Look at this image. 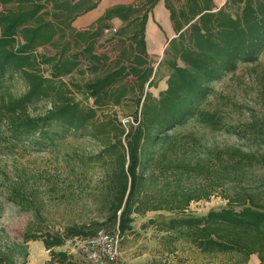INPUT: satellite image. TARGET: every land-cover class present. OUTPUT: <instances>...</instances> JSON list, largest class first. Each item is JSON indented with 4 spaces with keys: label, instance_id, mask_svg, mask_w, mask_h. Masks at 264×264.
Masks as SVG:
<instances>
[{
    "label": "trees",
    "instance_id": "16d2710c",
    "mask_svg": "<svg viewBox=\"0 0 264 264\" xmlns=\"http://www.w3.org/2000/svg\"><path fill=\"white\" fill-rule=\"evenodd\" d=\"M159 1L115 5L77 30L72 22L100 0H0V154L92 141L97 150L79 157L90 170L100 169L105 191L101 221L53 227L41 214L49 175L27 176L16 168L14 177L2 176L6 199L31 220L22 241L0 250V264H15L14 258L24 264L29 241H41L49 252L42 264H77L60 249L68 240L90 238L105 225L113 229L106 232L124 236L135 217L148 212L159 213L145 226L161 234L168 254L183 242L208 258H237L228 264H246L253 254L264 264V110L233 125L209 107L214 82L264 57V0H225L220 7L213 0H165L174 34L154 69L146 23ZM113 19L122 22L112 33L121 45L109 64L95 45ZM49 47L51 53L40 51ZM83 67L99 74L82 83L66 80ZM162 69L165 87L153 95L149 89L157 86ZM253 73L264 106V64ZM15 79L25 86L19 95L8 90ZM41 103L46 108L34 112ZM127 103L134 105L135 124L125 128L114 107ZM192 123L239 143H212L204 134L184 131ZM215 193L225 201L223 208L188 212L192 202Z\"/></svg>",
    "mask_w": 264,
    "mask_h": 264
},
{
    "label": "rangeland",
    "instance_id": "374dc122",
    "mask_svg": "<svg viewBox=\"0 0 264 264\" xmlns=\"http://www.w3.org/2000/svg\"><path fill=\"white\" fill-rule=\"evenodd\" d=\"M140 0H100L97 7L86 14L81 15L72 22L77 30H83L91 26L103 13L115 5L136 4ZM177 2V0H170ZM165 0H160L148 13L146 23V42L148 46V59L154 69L163 58V52L167 41L173 36V31L168 19V13L164 7ZM9 6V5H7ZM2 6H0V9ZM167 14V16H166ZM112 32H105L104 39L95 45L97 53H105L107 63L115 61L119 53L120 43L112 36L113 29H119L122 22L113 19L110 22ZM125 38V37H123ZM105 39H108L105 47ZM51 53V48L40 49ZM264 64L261 57L256 65H239L236 72L228 74L221 80L213 83L215 95L209 99V107L217 108L224 113V121L229 124L239 125L250 121L253 116L261 115L264 110L262 100L259 96V85L256 82L254 69L259 70ZM166 71L158 72L157 86L151 87L149 91L157 95L165 87ZM99 72H93L83 67V72L74 73L66 80L82 83L93 79ZM12 94L19 95L25 90L20 79H15L9 89ZM80 99L79 94H75ZM90 103V101H89ZM45 105L41 103L34 112H42ZM119 119L130 117L134 119V105L132 103L114 107ZM33 113V112H32ZM194 130L204 134L205 139L212 143L232 144L239 143L233 135L224 132H211L196 124H189L184 131ZM77 150L74 152L73 150ZM97 147L92 141L68 140L60 149L54 148L42 152H27L23 155H1L0 154V250L5 251L12 243L23 240V232L28 220H31L29 212L22 211L18 206L6 199V192L2 187L1 177L8 175L14 177L16 168L24 169L27 176L30 172L40 173L44 178L50 176L45 183L42 203V216L50 226L62 227L71 223H89L101 221V209L105 202L102 201L104 194L103 176L98 167L89 169L80 160L79 153H94ZM81 187L85 188L81 191ZM225 206V201L218 195L213 194L208 200L192 202L188 212L195 215H204L209 210H219ZM154 212H148L144 216H136L132 230L124 236L119 235V256L115 264H148L153 260H165L168 264H228L235 261L228 260V256L219 255L216 258H208L200 254L195 248L183 242H176V252L167 253V244L161 242L160 233L153 226H145L149 219L157 217ZM101 230L112 232V228L106 225ZM76 241L68 240L60 249L71 253L77 264H89L84 257L77 252L74 246ZM75 250V251H73ZM28 255L24 264H42L49 258V252L43 247L41 241H29L27 243ZM15 255V254H14ZM15 264L21 260L14 258Z\"/></svg>",
    "mask_w": 264,
    "mask_h": 264
},
{
    "label": "built area",
    "instance_id": "2783aa9c",
    "mask_svg": "<svg viewBox=\"0 0 264 264\" xmlns=\"http://www.w3.org/2000/svg\"><path fill=\"white\" fill-rule=\"evenodd\" d=\"M109 29L105 30L108 32ZM115 32V29H113ZM123 127L135 124L134 119L125 117L119 119ZM119 213V212H118ZM74 246L89 264H115L119 256V233L114 234L100 230L94 236L85 240H76ZM75 251V250H73Z\"/></svg>",
    "mask_w": 264,
    "mask_h": 264
},
{
    "label": "crops",
    "instance_id": "0c3cea01",
    "mask_svg": "<svg viewBox=\"0 0 264 264\" xmlns=\"http://www.w3.org/2000/svg\"><path fill=\"white\" fill-rule=\"evenodd\" d=\"M224 1L225 0H213L216 7H220L224 3ZM147 52H148V46H147ZM246 264H261V263L259 262L257 256L253 254L249 256L248 262Z\"/></svg>",
    "mask_w": 264,
    "mask_h": 264
}]
</instances>
